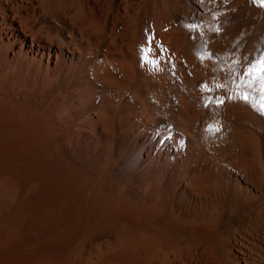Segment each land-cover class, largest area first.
<instances>
[{
  "label": "bare ground",
  "instance_id": "1",
  "mask_svg": "<svg viewBox=\"0 0 264 264\" xmlns=\"http://www.w3.org/2000/svg\"><path fill=\"white\" fill-rule=\"evenodd\" d=\"M262 55L260 0H0V264H264Z\"/></svg>",
  "mask_w": 264,
  "mask_h": 264
},
{
  "label": "snow or ice",
  "instance_id": "2",
  "mask_svg": "<svg viewBox=\"0 0 264 264\" xmlns=\"http://www.w3.org/2000/svg\"><path fill=\"white\" fill-rule=\"evenodd\" d=\"M260 3L264 5V0H260ZM244 75L251 77L253 80H259L261 87L264 88V55L251 60L244 69Z\"/></svg>",
  "mask_w": 264,
  "mask_h": 264
}]
</instances>
